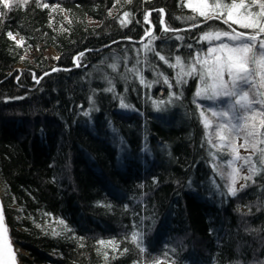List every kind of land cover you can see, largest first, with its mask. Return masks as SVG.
<instances>
[{
  "label": "trees",
  "instance_id": "trees-1",
  "mask_svg": "<svg viewBox=\"0 0 264 264\" xmlns=\"http://www.w3.org/2000/svg\"><path fill=\"white\" fill-rule=\"evenodd\" d=\"M182 5L0 4V190L24 264H264V165L251 146L264 148L262 137L247 136L250 164L228 167L231 147L208 143L220 121L207 112L205 128L198 78L178 83L169 66L205 51L202 33L227 26L200 17L193 28V10ZM151 37L155 51L146 50ZM49 47L58 52L53 64ZM236 137L237 149L244 142ZM212 142L219 143L214 134ZM230 173L252 179L237 178L232 195Z\"/></svg>",
  "mask_w": 264,
  "mask_h": 264
},
{
  "label": "snow or ice",
  "instance_id": "snow-or-ice-1",
  "mask_svg": "<svg viewBox=\"0 0 264 264\" xmlns=\"http://www.w3.org/2000/svg\"><path fill=\"white\" fill-rule=\"evenodd\" d=\"M15 2L16 0H0V4L7 9H11ZM27 2L28 0H23V3ZM44 6L47 7V5ZM182 6L193 10L194 14L187 18L193 21L190 25L193 28L199 26L195 21L200 17L204 18V22L219 20L227 28H210L205 31L201 34L200 40L206 41L210 45L206 51L196 52L190 61H185L182 57L177 56L175 57L176 63L169 66L178 69L176 74L178 83H186V78L189 77L198 78L200 83L195 93L196 97L208 100L229 98L227 110H208L212 117L220 121L215 125L213 133L220 143L212 142L213 134L209 135L208 143L218 151L225 147H232L235 155L233 160L229 161L230 165L235 160H243L245 164H250L251 157H241L235 150L233 136L234 134L238 135L241 130H247L244 146L249 145L247 136H261L262 138L257 143L264 144V133L258 131L255 123L259 119V128L264 129V0H187V4ZM160 11L163 12L162 9ZM3 15L4 13H0V16ZM128 15V13H124L125 17ZM123 22L122 20L121 23ZM234 25L243 30H238ZM164 30L168 31L169 29L165 28ZM8 35L15 40V36L11 32ZM154 39L155 37H151L149 44L146 45L147 51H155L151 48V40ZM17 43L22 44L23 40L21 39ZM188 47L191 48L192 45H188ZM156 54L160 60L168 63V58L159 53ZM78 59L79 57H77ZM111 67L115 69L116 65L113 64ZM132 71L139 72L138 69H132ZM140 79L142 83L145 82L142 75ZM164 82L170 84L167 77L164 78ZM112 90V88L108 89V91ZM121 106L128 107L123 102H121ZM198 107L201 106L198 105ZM201 116L204 118L205 128L212 127L203 110H201ZM250 121L252 123H249ZM251 146L259 153L260 163L264 165V148H257L256 144ZM250 171L256 174L257 170L252 167ZM233 172L238 174L239 169H234ZM229 175L232 176V183L229 185L228 191L232 195L237 193L235 187L237 178L252 179L251 175L246 177H238L233 173ZM58 223L64 225L65 222L60 220ZM52 234L59 235L55 231ZM131 240L136 242L139 247L142 236L138 232H133ZM99 243L106 244L103 240ZM107 243L113 244L114 242ZM125 251L127 250L125 249ZM5 252L11 257V264H15L14 252L5 224L3 205L0 204V264H7L4 261Z\"/></svg>",
  "mask_w": 264,
  "mask_h": 264
},
{
  "label": "rangeland",
  "instance_id": "rangeland-1",
  "mask_svg": "<svg viewBox=\"0 0 264 264\" xmlns=\"http://www.w3.org/2000/svg\"><path fill=\"white\" fill-rule=\"evenodd\" d=\"M121 1V0H120ZM119 4H122V2H119ZM186 4H187V0H186ZM118 7L115 9L117 10ZM206 51V50H205ZM204 52V51H203ZM38 53V49L37 48H33L30 49L26 56L30 59H33L34 56ZM46 56L48 57L49 60V64H53L55 61V58L58 55L57 50L54 47H49L46 51H45ZM22 65V64H21ZM227 78V77H226ZM204 102L206 103L207 109H203L205 116H207V112H209V109H213L215 111H221V110H227V104L229 103V98H221L220 100H208V99H204ZM210 113V112H209ZM208 117V116H207ZM208 120L211 122V119L208 117ZM234 123H236L237 121H233ZM203 123H204V118H203ZM240 123H243L242 121H240ZM205 124V123H204ZM252 137V136H251ZM218 141V140H217ZM245 141L244 136L243 135H237L236 137V143L235 144H241ZM220 143V141H218ZM234 145V144H233ZM264 147V144H263ZM235 148V147H234ZM236 151H238L239 155L241 157H244L243 154H245L246 152L248 153H253V149L251 146H244V145H240V148L237 147V149L235 148ZM231 156H229L227 159H223L226 161V164L228 165V167L230 168H235L238 167L241 163H243V160H235L233 164H229L230 160H233V157L235 155V151L233 150V148L231 147ZM261 166V165H260ZM249 168H244V172L249 173ZM20 251H23V249L21 247H19ZM22 262V261H21ZM22 264H24L22 262ZM155 264H170L169 262L166 261H159Z\"/></svg>",
  "mask_w": 264,
  "mask_h": 264
},
{
  "label": "water",
  "instance_id": "water-1",
  "mask_svg": "<svg viewBox=\"0 0 264 264\" xmlns=\"http://www.w3.org/2000/svg\"><path fill=\"white\" fill-rule=\"evenodd\" d=\"M238 30H240V29H238ZM0 204L3 205L2 197H1V190H0ZM3 212H4V208H3ZM4 218H5V213H4ZM5 224L7 226L6 218H5ZM7 229H8V226H7ZM8 237H9V240H10V243H11V246H12V249H13V252H14L15 264H22V262L17 257V248H16L14 242L10 238L9 231H8ZM4 261H6L7 264H11V257H9V255L7 254V252H5Z\"/></svg>",
  "mask_w": 264,
  "mask_h": 264
},
{
  "label": "bare ground",
  "instance_id": "bare-ground-1",
  "mask_svg": "<svg viewBox=\"0 0 264 264\" xmlns=\"http://www.w3.org/2000/svg\"><path fill=\"white\" fill-rule=\"evenodd\" d=\"M11 238V237H10Z\"/></svg>",
  "mask_w": 264,
  "mask_h": 264
}]
</instances>
